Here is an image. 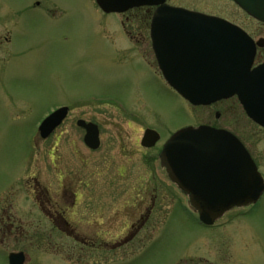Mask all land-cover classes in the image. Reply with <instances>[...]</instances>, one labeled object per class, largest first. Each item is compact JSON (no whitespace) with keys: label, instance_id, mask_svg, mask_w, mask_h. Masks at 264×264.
Instances as JSON below:
<instances>
[{"label":"rangeland","instance_id":"rangeland-1","mask_svg":"<svg viewBox=\"0 0 264 264\" xmlns=\"http://www.w3.org/2000/svg\"><path fill=\"white\" fill-rule=\"evenodd\" d=\"M168 3L217 14L259 35L264 33L259 22L232 0ZM140 8L117 14L104 13L96 0L0 2L2 13L9 9V17L2 14L0 19V188L9 187V193L19 195L14 208L17 214L34 222L42 218L37 205L22 193L25 180L38 171L51 187L56 186L60 170L64 176L78 171L77 186L84 196L91 190L98 194L95 203L106 201L105 193L111 203L120 194L128 199L139 193L140 203L151 192L157 195L152 227L120 249L119 255L111 250L90 264H175L209 232L178 204L186 203V197L168 178L159 156L154 162L149 160L158 154L160 145L146 149L140 144L144 126H155L168 138L183 126L223 124L244 141L264 175V128L234 98L213 106H195L173 90L154 61L151 11ZM59 105H69V118L46 140L41 139L40 122ZM216 111L221 112L219 118L214 116ZM79 118L99 124V150L91 152L84 144V131L76 124ZM73 140L77 141L75 152ZM228 219L229 215L218 221L221 229L229 228L227 233L235 240L245 239L249 264H264V196L258 211L239 223ZM227 241L224 264L231 262L233 250L232 241ZM219 248L211 243V252L200 254L202 264H209L206 258L215 259ZM43 258L44 264H69L47 253Z\"/></svg>","mask_w":264,"mask_h":264},{"label":"water","instance_id":"water-1","mask_svg":"<svg viewBox=\"0 0 264 264\" xmlns=\"http://www.w3.org/2000/svg\"><path fill=\"white\" fill-rule=\"evenodd\" d=\"M248 14L264 21V0H234ZM105 12H125L156 6L150 35L159 67L168 83L194 105L211 104L237 95L246 113L264 126V63L253 67L256 44L237 24L222 17L174 6L167 0H97ZM68 107L51 112L39 126L48 137L63 121ZM85 141L100 144L99 128L84 119ZM159 139L147 129L142 144ZM161 166L199 211L213 224L234 206L255 203L264 191V178L242 141L225 129L187 126L174 132L160 152ZM17 254L10 259L16 262ZM21 259V257H19ZM18 264H22L19 260Z\"/></svg>","mask_w":264,"mask_h":264},{"label":"flooded vegetation","instance_id":"flooded-vegetation-1","mask_svg":"<svg viewBox=\"0 0 264 264\" xmlns=\"http://www.w3.org/2000/svg\"><path fill=\"white\" fill-rule=\"evenodd\" d=\"M2 14H6L9 17V9L3 11V13L0 11V19L3 18ZM246 15L253 21L259 22L264 32V22L248 14ZM226 19L240 25L255 41L254 66L263 63L264 33L259 35L257 31L256 33L246 25L238 23L233 19ZM4 38L6 39L5 41L9 42V36ZM7 42L3 45H8ZM154 61L157 63L155 54ZM228 101H231V98L217 101L208 106ZM220 115V111H216L214 114L216 118H219ZM69 116L70 112L65 121ZM205 124L233 132L227 126L218 124L215 121L206 122ZM148 127L158 130L160 139L156 145L145 148L153 149L160 145L159 149H161L167 137L163 138V132L155 126H146L145 128ZM83 131L85 134L86 130L83 129ZM99 133L101 136V129ZM59 137L54 142L55 147L59 142ZM76 142V140L72 141L73 152L76 150ZM101 146V138L100 145L96 149H92L86 145L91 152L99 150ZM56 151H59V148ZM156 156L157 154L150 156L149 160L152 162L156 161ZM67 173L68 178L61 173V170L57 172L55 187H51L42 179L40 171L28 176L25 180L22 193L27 200H31L37 205V209L42 216L36 222L19 216L14 210L15 206L18 205L17 201H19V195L16 192L9 193V187L0 188V264H18L19 260H22V264H44L45 258L43 257L46 253L69 264H90L95 257H104L111 250L119 255L120 249L124 248L128 243L141 238L142 233L146 232L147 228L152 227L157 216V195L155 192H151L150 198L148 200L145 199L143 203H140L141 198L138 195L139 193L128 199L120 194L118 198L120 200L121 197V201L117 200L114 203L109 202V193H105L106 201H97L95 203L93 200L94 197L98 198V194H94L91 190V192L84 196L83 190L77 186L79 184L78 171H69ZM65 178L68 180L65 181ZM183 194L186 197V203L178 204L181 207L184 206L185 209L184 207L183 209L187 210L199 225L208 228L209 232L200 238L198 244L192 247L190 253L177 258L175 264L183 260L186 264H202L204 256L200 254L210 253L209 247L213 242L219 245L220 251L215 252V259L206 258V260L209 261V264H224L223 259L229 253L224 252V245L228 242L227 238L229 241H232L234 246H232L233 250L229 256L231 259L229 264H249L250 260L246 256L248 243L242 238L235 240L234 236L227 233L229 228L221 229L223 226L218 225V221L229 215L230 219L228 221H231V223L237 221L239 223L244 217L258 211L259 200L264 196V192L256 203L232 207L212 225H207L200 221L198 211L189 201V193L183 192ZM82 197L85 199H82ZM112 198H115V196ZM173 204L170 207H173ZM126 207L128 208L126 209ZM130 208L131 211H129ZM243 242L247 246H241ZM12 254L18 255L15 263L10 259Z\"/></svg>","mask_w":264,"mask_h":264},{"label":"trees","instance_id":"trees-1","mask_svg":"<svg viewBox=\"0 0 264 264\" xmlns=\"http://www.w3.org/2000/svg\"><path fill=\"white\" fill-rule=\"evenodd\" d=\"M137 9H141V8H137ZM148 9H150V11L152 12V8H150V7H149ZM139 11H140V10H139ZM151 12L149 13V17H148V18H149V20H150V15H151Z\"/></svg>","mask_w":264,"mask_h":264}]
</instances>
